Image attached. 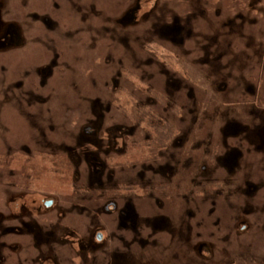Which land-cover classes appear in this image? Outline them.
Listing matches in <instances>:
<instances>
[{
    "label": "rangeland",
    "instance_id": "obj_1",
    "mask_svg": "<svg viewBox=\"0 0 264 264\" xmlns=\"http://www.w3.org/2000/svg\"><path fill=\"white\" fill-rule=\"evenodd\" d=\"M0 264H264V0H0Z\"/></svg>",
    "mask_w": 264,
    "mask_h": 264
},
{
    "label": "trees",
    "instance_id": "obj_2",
    "mask_svg": "<svg viewBox=\"0 0 264 264\" xmlns=\"http://www.w3.org/2000/svg\"><path fill=\"white\" fill-rule=\"evenodd\" d=\"M144 113V117H141L140 123H145V125L149 126L153 130L156 137L155 143L159 144V148L166 147L167 144L164 142V139L175 135L177 128L175 125L170 123V121L164 119L159 114H153L148 110H145Z\"/></svg>",
    "mask_w": 264,
    "mask_h": 264
},
{
    "label": "water",
    "instance_id": "obj_3",
    "mask_svg": "<svg viewBox=\"0 0 264 264\" xmlns=\"http://www.w3.org/2000/svg\"><path fill=\"white\" fill-rule=\"evenodd\" d=\"M46 206H47V207L52 206V202H48V203H46ZM98 239L101 240V239H102V236H101V235H98Z\"/></svg>",
    "mask_w": 264,
    "mask_h": 264
},
{
    "label": "flooded vegetation",
    "instance_id": "obj_4",
    "mask_svg": "<svg viewBox=\"0 0 264 264\" xmlns=\"http://www.w3.org/2000/svg\"><path fill=\"white\" fill-rule=\"evenodd\" d=\"M99 240V239H98ZM99 241H101V240H99Z\"/></svg>",
    "mask_w": 264,
    "mask_h": 264
}]
</instances>
